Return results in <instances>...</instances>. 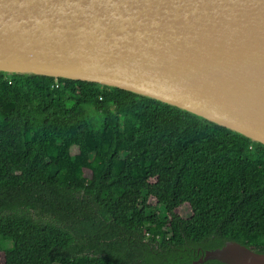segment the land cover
I'll return each instance as SVG.
<instances>
[{"label": "trees", "instance_id": "1", "mask_svg": "<svg viewBox=\"0 0 264 264\" xmlns=\"http://www.w3.org/2000/svg\"><path fill=\"white\" fill-rule=\"evenodd\" d=\"M226 239L264 251V145L129 91L0 73V264H177Z\"/></svg>", "mask_w": 264, "mask_h": 264}, {"label": "water", "instance_id": "2", "mask_svg": "<svg viewBox=\"0 0 264 264\" xmlns=\"http://www.w3.org/2000/svg\"><path fill=\"white\" fill-rule=\"evenodd\" d=\"M0 73L85 81L264 145V0H0ZM177 264H264L231 239Z\"/></svg>", "mask_w": 264, "mask_h": 264}, {"label": "rangeland", "instance_id": "3", "mask_svg": "<svg viewBox=\"0 0 264 264\" xmlns=\"http://www.w3.org/2000/svg\"><path fill=\"white\" fill-rule=\"evenodd\" d=\"M76 153V148H71V154H75ZM151 203H155L154 200L151 201ZM158 212L159 214L162 216V215H165V212H164V209L163 207H159L158 208ZM180 213L182 215H186V216H189L190 215V210L188 208V206H183L182 208H180ZM0 245L2 248H8L11 246L10 242L9 241H6V240H0Z\"/></svg>", "mask_w": 264, "mask_h": 264}]
</instances>
